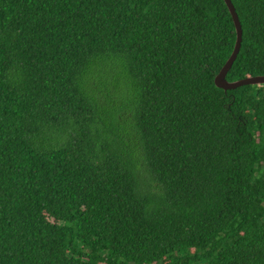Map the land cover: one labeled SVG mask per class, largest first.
Listing matches in <instances>:
<instances>
[{
	"label": "trees",
	"instance_id": "obj_1",
	"mask_svg": "<svg viewBox=\"0 0 264 264\" xmlns=\"http://www.w3.org/2000/svg\"><path fill=\"white\" fill-rule=\"evenodd\" d=\"M232 3L227 79L264 75V0ZM235 42L224 0H0V264H264Z\"/></svg>",
	"mask_w": 264,
	"mask_h": 264
},
{
	"label": "water",
	"instance_id": "obj_2",
	"mask_svg": "<svg viewBox=\"0 0 264 264\" xmlns=\"http://www.w3.org/2000/svg\"><path fill=\"white\" fill-rule=\"evenodd\" d=\"M224 2L232 16V19L235 25L236 42H235V46H234V50L232 54L230 55L225 65L221 68V70L215 77V80H214L215 86L224 91L235 90L239 87L248 86V85L263 86L264 85V75L252 76V77L235 80V81H229L227 79V74L230 71L233 63L235 62L239 54L240 48H241L243 30H242V25H241L239 16L236 12L235 6L232 3V0H224Z\"/></svg>",
	"mask_w": 264,
	"mask_h": 264
}]
</instances>
